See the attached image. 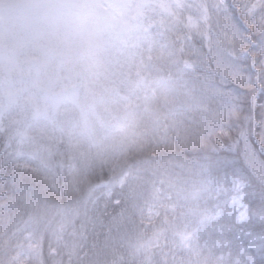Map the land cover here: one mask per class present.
<instances>
[{"label":"rangeland","instance_id":"rangeland-1","mask_svg":"<svg viewBox=\"0 0 264 264\" xmlns=\"http://www.w3.org/2000/svg\"><path fill=\"white\" fill-rule=\"evenodd\" d=\"M197 2L0 0V146L6 141L18 145L45 172H57L65 163L74 171L73 158L81 142L89 150L110 151V139L124 135L127 115L118 118L104 106L103 97L94 98L95 79L107 72L117 82L128 81L129 70L140 66L135 57L142 61V47L145 56H153L151 66L164 58L154 56L155 36L160 30L166 32L160 33V39L165 40V58L171 61L177 50L173 43H188V16L194 13L190 5ZM142 83L150 86L148 78ZM173 166L170 162L165 169ZM158 169H162L161 164ZM182 174V180L198 179L188 171L183 174L186 177ZM73 175L70 173V180ZM72 185L77 189L78 185ZM86 196H76L74 191L71 199L77 200L73 205L83 206ZM1 208L0 215L5 218L0 226V264H44L41 246L47 225L48 262L65 264L64 234L72 231V222L64 217L60 220L62 210L43 214L21 206ZM180 211L168 218L149 213L168 221L169 230L153 234L174 248L162 252L159 245H153L151 250H158L152 254L157 264H174V257L182 255L173 246V241L179 243L178 232L183 228ZM170 221L178 224L174 227ZM147 243H141L143 248L150 247Z\"/></svg>","mask_w":264,"mask_h":264},{"label":"snow or ice","instance_id":"snow-or-ice-1","mask_svg":"<svg viewBox=\"0 0 264 264\" xmlns=\"http://www.w3.org/2000/svg\"><path fill=\"white\" fill-rule=\"evenodd\" d=\"M190 7L189 69L214 103L212 122L204 144L182 146L188 156L179 167L198 179L162 176L151 191L166 186L167 199L181 210L182 255L174 264H264V0H198ZM76 190L67 182L61 187L53 169L43 171L18 145L0 146V206L71 210L79 218ZM141 195L126 192L121 177L102 180L89 188L84 222L111 232L123 216L115 210Z\"/></svg>","mask_w":264,"mask_h":264},{"label":"trees","instance_id":"trees-1","mask_svg":"<svg viewBox=\"0 0 264 264\" xmlns=\"http://www.w3.org/2000/svg\"><path fill=\"white\" fill-rule=\"evenodd\" d=\"M160 33L164 35L166 32L160 30L155 36L157 50L154 56L164 58L160 57L151 66L153 56H145L142 47L139 51L142 61L135 57L140 66L129 70L128 81L117 82L113 76L111 78V74L101 72L92 85L97 94L93 95L94 98L98 95L103 97V104L110 112L118 118L127 115L123 137L120 135L112 137L109 144L113 145L110 151L106 152L99 148L89 150V146L81 142L73 158L76 164L73 167L75 170L72 171L74 173L72 180L69 177L70 173H73L69 171L70 166L67 163L56 172L61 187H64L65 182L70 186H73V183L78 185L76 196L87 195L89 188L102 180L123 175H126L125 191L135 189L142 195L139 199H134L115 210L117 213L123 212V216L120 226L113 228L111 232H105L99 224L93 227L91 223H85L82 205H73L80 208L79 218H76L71 210L63 211L60 220L64 217V220L72 222V231L64 234L67 246L65 264L66 261L68 264H157L152 254L158 250H151L153 245H159L162 252H171L174 249L171 248L170 242L164 238L159 241L153 234L157 230H169L168 221L158 218L157 214L150 216L149 213L158 212L162 217L168 218L172 212L177 213L179 208L174 210L175 200L167 199L166 186L157 195L159 202L153 199L155 193L151 191L152 184L162 176H180L188 171L187 166L184 169L179 167L188 156L186 148L182 146L204 144V132L211 126L214 103L189 69L187 43L181 44L179 41L173 43L176 44L177 50L175 57L169 61L165 58L167 56V51L163 48L165 40L160 39L162 37ZM147 78L150 86L142 83ZM88 84L89 82L86 83ZM144 86L151 89L147 90ZM170 162H173V168L165 169L166 164ZM160 164L162 169H158ZM183 174L182 176L186 177ZM156 187L161 186L156 183ZM76 200L77 197L72 201ZM145 202L152 206L151 211L147 210ZM88 208L90 215L98 214L92 210L90 203ZM98 212L103 213L104 209L99 207ZM4 218L5 216L0 215V226ZM177 218L178 216L176 220ZM104 220L107 223L108 216L105 215ZM170 222L174 227L178 224ZM47 229L48 225L44 229L45 240L41 246L44 264H50L47 256ZM142 242L143 244L148 242L150 247L146 245L143 248ZM173 246L180 251L178 241H173Z\"/></svg>","mask_w":264,"mask_h":264}]
</instances>
